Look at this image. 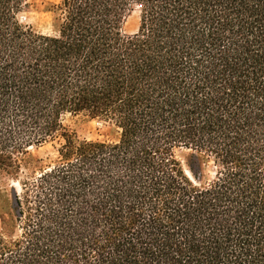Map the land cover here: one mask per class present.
Masks as SVG:
<instances>
[{
  "label": "trees",
  "instance_id": "1",
  "mask_svg": "<svg viewBox=\"0 0 264 264\" xmlns=\"http://www.w3.org/2000/svg\"><path fill=\"white\" fill-rule=\"evenodd\" d=\"M28 8L0 0V169L58 147L0 264H264V0H58L49 32Z\"/></svg>",
  "mask_w": 264,
  "mask_h": 264
},
{
  "label": "rangeland",
  "instance_id": "2",
  "mask_svg": "<svg viewBox=\"0 0 264 264\" xmlns=\"http://www.w3.org/2000/svg\"><path fill=\"white\" fill-rule=\"evenodd\" d=\"M29 8L21 16L23 22H27L41 32L51 30V13L47 9L58 0H26ZM138 13L133 11L127 18L125 30L133 32L137 28ZM70 128L79 139L114 141L117 139L116 129L106 122L92 119L86 116H76L68 120ZM58 141L48 142L41 145H31L25 149L23 154L18 155L19 171L12 173V170L0 169V232L5 235H12V200L21 189V181L31 178L44 168L56 154ZM180 160L185 167L186 150L178 152ZM212 174L211 167H206V175ZM5 222V224L3 222Z\"/></svg>",
  "mask_w": 264,
  "mask_h": 264
},
{
  "label": "water",
  "instance_id": "3",
  "mask_svg": "<svg viewBox=\"0 0 264 264\" xmlns=\"http://www.w3.org/2000/svg\"><path fill=\"white\" fill-rule=\"evenodd\" d=\"M14 206V198H13V200H12V207Z\"/></svg>",
  "mask_w": 264,
  "mask_h": 264
}]
</instances>
